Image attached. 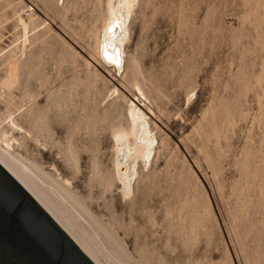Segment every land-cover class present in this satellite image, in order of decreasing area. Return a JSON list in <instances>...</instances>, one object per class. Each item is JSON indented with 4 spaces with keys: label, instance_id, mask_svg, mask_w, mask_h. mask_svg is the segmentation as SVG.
Here are the masks:
<instances>
[{
    "label": "rangeland",
    "instance_id": "rangeland-1",
    "mask_svg": "<svg viewBox=\"0 0 264 264\" xmlns=\"http://www.w3.org/2000/svg\"><path fill=\"white\" fill-rule=\"evenodd\" d=\"M106 1L0 0V117L39 137L15 152L71 181L77 202L41 188L105 264H264V0H138L119 75L98 59ZM128 98L157 141L125 198L112 133Z\"/></svg>",
    "mask_w": 264,
    "mask_h": 264
},
{
    "label": "bare ground",
    "instance_id": "bare-ground-1",
    "mask_svg": "<svg viewBox=\"0 0 264 264\" xmlns=\"http://www.w3.org/2000/svg\"><path fill=\"white\" fill-rule=\"evenodd\" d=\"M137 1H106L107 16H105L103 26L100 27L102 30L100 35H98V59L100 65L106 69L111 68L116 75L122 74L126 68V46L130 41L129 22ZM17 20L21 28L20 50L25 54L30 36L33 33V28L31 27L32 20L31 17L26 18L21 14H19ZM11 60L8 72L11 79H15L18 76L19 62L17 59ZM112 60L116 62H110ZM105 71L107 72L108 70ZM134 86L139 92L138 99L136 100L145 102L141 86L136 82ZM118 91L119 88L114 86L108 95L113 96ZM136 100L132 98H128L127 100L128 125H120L112 133L114 139L113 164L115 175L119 183L120 192L125 198L131 197L134 194L136 177L138 175V162L141 161L144 166H148L154 151L155 142L157 141L154 135L155 130L153 131L150 125V117ZM18 119L13 112H9L2 119L0 117V163L33 195L96 264H105L97 254L96 248L76 230L74 218L60 204L58 205L56 200L50 198V194L41 188L42 183L47 187L50 185L54 188L52 190L58 193L59 197H69L76 201L70 189L72 185L71 181L61 175V172H59L60 168L58 169L55 164H51V169L55 171L56 177L52 176L39 165H34V167L26 165L15 152L14 143L20 144V142H17V134L20 135L23 141L29 138L36 141L39 140V137L33 135ZM80 134L82 135V133Z\"/></svg>",
    "mask_w": 264,
    "mask_h": 264
},
{
    "label": "water",
    "instance_id": "water-1",
    "mask_svg": "<svg viewBox=\"0 0 264 264\" xmlns=\"http://www.w3.org/2000/svg\"><path fill=\"white\" fill-rule=\"evenodd\" d=\"M0 264H96L1 163Z\"/></svg>",
    "mask_w": 264,
    "mask_h": 264
},
{
    "label": "snow or ice",
    "instance_id": "snow-or-ice-1",
    "mask_svg": "<svg viewBox=\"0 0 264 264\" xmlns=\"http://www.w3.org/2000/svg\"><path fill=\"white\" fill-rule=\"evenodd\" d=\"M118 26V25H117ZM110 62H113V63H115L116 61L115 60H112V61H110Z\"/></svg>",
    "mask_w": 264,
    "mask_h": 264
}]
</instances>
